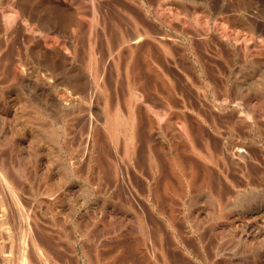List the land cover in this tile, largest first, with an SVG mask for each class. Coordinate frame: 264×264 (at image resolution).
Listing matches in <instances>:
<instances>
[{
    "label": "bare ground",
    "instance_id": "1",
    "mask_svg": "<svg viewBox=\"0 0 264 264\" xmlns=\"http://www.w3.org/2000/svg\"><path fill=\"white\" fill-rule=\"evenodd\" d=\"M111 76H115L113 91L119 88L126 91L123 100L117 97L119 93L113 92L117 96L111 97ZM64 82L70 83L72 93L67 92L66 86L58 92L54 90L55 84ZM19 86L29 93L28 102L41 108L26 113L27 107H23L26 105H21L22 109L14 108L11 103L8 106L5 103L8 98L11 100L13 95L20 94L17 93ZM166 93L174 94L175 98L169 100ZM0 101H3V108L2 102L0 105V145L9 142L15 146L21 160L27 159L24 165L30 164L35 170L43 171L56 181L57 187L63 185L56 187L63 194L68 190L70 193V189L74 191L79 185L75 180L83 175L87 179L92 177L89 173L91 166L95 170L98 149L108 143L119 161L109 149L107 153L102 152L108 162L100 165L117 174L123 168L125 172L124 175L121 172V176L130 182V166L134 173L144 170L137 166L143 160L141 151L152 172L147 181L151 187L150 182H156L155 175L161 171L157 159L162 153L161 158L165 157L178 185H230L237 190L230 191L235 198L248 196L243 198L249 201L241 205L235 201V204H226L228 215L234 221L248 219L256 225L258 219L264 220V200L260 199L264 190L255 189L264 185V0H0ZM83 102L85 107H82ZM82 111L87 123L75 147L71 124ZM54 119L60 126H54ZM46 120L45 125L39 124ZM137 128L143 136H136ZM4 136L9 138L5 143L1 142L6 140ZM54 141L58 151H66L73 157L72 163L49 157L48 145ZM4 161L0 158V231L4 232V241L14 252V264H53L55 254L39 232L36 211L40 203L26 200V197L22 200V191L26 190L22 185L27 180L20 184L18 177L24 172L19 169L22 172L19 176L9 159L10 165ZM118 162L125 163L124 167H119ZM21 164L17 167L22 168ZM81 167L85 168L84 174ZM93 171L92 174L96 172ZM98 178L93 174L94 182ZM168 179L165 185H176L170 179L167 182ZM97 183H101V177ZM249 185L255 188L251 186L249 190ZM236 186L246 189L238 191ZM210 190L205 189L206 194L200 192L197 200L203 199L204 203L208 200L210 204ZM49 191L46 195L43 193L46 199H56L58 194ZM26 194L28 197V192ZM213 198L217 200L218 197ZM202 206L195 208L199 214L209 212L205 205ZM168 209L166 207V212ZM138 214L132 215L138 217ZM172 218H168L169 222ZM251 231L249 235L242 233L244 238L251 235L257 239L264 235L260 228L253 234ZM169 232L168 236L173 235ZM156 234L159 238L163 236ZM47 236L49 233L44 237ZM152 236L156 254H165L162 239H156L155 234ZM258 249L264 252V243ZM99 259L89 255L87 261L88 264H101ZM3 264L7 263L3 261Z\"/></svg>",
    "mask_w": 264,
    "mask_h": 264
},
{
    "label": "rangeland",
    "instance_id": "2",
    "mask_svg": "<svg viewBox=\"0 0 264 264\" xmlns=\"http://www.w3.org/2000/svg\"><path fill=\"white\" fill-rule=\"evenodd\" d=\"M187 2L190 3L189 1H187ZM114 77L115 76H113V77L111 76L110 77L111 79L109 80V83L111 84V87L109 89V91L111 92V97L113 96L114 98H116L117 94L119 93V95L117 97L119 99L123 100V98L125 96L124 92H126V91L122 90L121 88L117 89V91L115 89V92L113 91L114 81L112 82V79ZM113 80H115V78ZM64 83L62 85L57 83L59 86L57 84H55L54 90H56L58 92V91L62 90L61 87L66 86L65 88H67V92L72 93L71 92L72 86L70 85V83H65V84ZM120 83H121V81H118V84H120ZM111 88H112V90H111ZM17 89H18L17 93L18 94L20 93V94L19 95H17V94L13 95V98L11 100L9 99L10 98L9 97L8 101L5 102L6 104H8V106H9V103H11L10 105H13L14 108L20 109L21 105L22 106L26 105V106H23L24 108L27 107V108H25L26 113H30V112L32 113L33 110L38 109L37 107L41 108V106L36 105L34 102H33L34 104H31L28 102L29 93L27 92V90L23 86L22 87L19 86V88H17ZM113 92L117 93V94L115 95ZM123 93H124V95H123ZM16 95H17V97H16ZM20 95H22L23 98H21ZM172 95L167 94L169 100L171 98H175V95L174 94H172ZM27 96H28V98H27ZM25 98H26V100H25ZM17 99H19V100H17ZM20 99H23V101ZM85 99H86V101H85ZM85 99H84V101L87 102L88 97H86ZM95 101L97 103L99 102V100L97 101V99ZM95 101H94V105L96 103ZM1 102H2V108H3V101H0V105H1ZM85 102L82 103V105H84L82 107H85ZM97 103H96V105H97ZM98 104H100V103H98ZM34 107H36V108H34ZM95 109H97L96 106H95ZM83 111L86 112L85 110H83ZM83 111L80 112V115L83 114L84 117L81 116L82 117L81 118L80 115H78L79 118L76 117V121H75V119L71 118L72 120H74V122L72 121L74 123V126H73V123L71 124V130H72L73 136H74V137L72 136L74 138V140H72V144H74V146L76 143H78V138L81 136V133H82V135L84 134L85 124L87 123L86 120L84 121L86 114ZM53 113H55V111H53ZM93 115H97V114L93 113ZM79 120L81 121L82 124L80 123ZM46 123H48L47 120L46 121H39L40 125H45ZM53 124L55 127L60 126V122H56L55 119L53 120ZM167 126L169 127L170 125L167 124ZM74 127H76L77 129ZM36 128L38 130H40V128L38 126ZM80 128H82L81 132H78L80 130ZM138 131H139V134H137ZM137 132H135L136 136L138 135L137 137H139L140 134L141 135L143 134L140 128L139 129L137 128ZM144 133H145V131H144ZM7 134H9V133H7ZM79 134H80V136H78ZM4 137H6L5 138L6 140H4L2 138L3 140L1 142L4 141V143H5V141H7L9 138H7L8 136H4ZM75 139L77 140V142ZM99 139H100V137H99ZM137 140H138V138H137ZM44 141H45V139L42 140V142H44ZM73 141H75V143ZM45 143H46V141H45ZM98 143H99V140H98ZM101 143H99V144L101 145ZM103 144L98 149L97 153H100V154H97V156H96L97 158H95V159H97L94 161L96 163V165H94L95 163L93 164L94 165L93 167H95V170L91 166V169H90L91 171L89 173V174H91L92 177L94 174V177L96 176L97 178L102 174L100 176L101 177V183H97V182H100V177L98 178V180H96V182L93 181L92 177H90V179H92L91 181L89 178H88L89 180L87 178H83L85 168L83 169V167H81L83 170L82 171L83 177H80L79 180H75L77 183H79V185H77L78 189H77V187H75L74 191H73V189H70V193L68 190L67 191L68 193L67 192L64 193L65 195L63 193H61L59 191V189H57L59 187H62L63 185H58V187H57V185L55 184L56 178L54 180L55 182H53V179L52 178L49 179L45 173V175L47 177V179H46L43 171L39 172V171L35 170L32 167V165H31V167H32L31 168L29 166L30 164H28L26 167V165H24V164H26L25 162L27 159L26 160L24 159L25 160L24 162L21 160L22 157L17 153L15 146H12L9 142L6 143L5 145H2V146L0 145V158L1 159L3 158V160H5L4 162L5 163L7 162V165L12 164L17 169V173L19 176H20V172H21V170H19V169H22L23 172L26 174V175H24V173L21 172L22 174H21L20 178L18 177V182L20 184L21 183L24 184L25 181L27 180L26 183L24 184V186L22 185V187L26 188V190L23 189V191L25 193L22 191V194H21V196L23 195L22 200H24V198L26 197L27 198V199L25 198L26 200H29V199H30L29 201L33 200L35 203H40V206H43V207L39 206L37 208L38 211H36L37 212L36 214L38 215V219L40 222L39 232H40V235H44V236H45V234L47 235L49 233V236H47L48 238L44 237V236H41V237H43L45 241L47 240L49 242V244L51 245L50 247L55 254L56 259L53 262V264H83V263L88 264L87 260L89 259V255L91 258H95V259H96V257L97 258L100 257L101 260L100 259L99 260H100L101 264H103V263L104 264H264V252H262L260 249H258V246H260V244L262 246V243H264V237H263L264 235L257 237V239H260V240H257L256 236H255V239H253L252 238L253 236L250 237L251 236L250 235L246 239V237L244 238V236H243L244 234L242 235V233H245V234L248 233V235H249L251 229H253V231H251V234H253L254 231L258 228L263 230V234H264V222H263L264 220L258 219L262 222L257 220V225H256L254 222L252 223V221H250L251 222L250 223V222H248L249 221L248 219H245L243 221H240L241 223H243V224H241L238 221H234L231 218V216L228 215L229 212L227 213V211H229V210L226 208L227 207L226 204L233 203L235 201L236 204L241 205L242 203H246L247 201H249L248 200L249 198L245 199L248 196L245 197V196L241 195L242 197L238 196L239 199H238V197L235 198V196H233L231 194L233 192V190H235V189L231 188L230 185H223V187H222V185H214V187H213V185H211V186L209 185V187L207 185H201V186L198 185L200 187H198L197 185H192V186L190 185V187H189V185H187L188 188H186L187 186L185 187V185L180 186V185H178V183H176V180L172 176V173L170 172V168L168 166L169 164L166 165L168 162L166 161L165 157L161 158L162 156H164L162 153L158 155L159 157L155 153L156 154L155 157L156 156L158 157L157 160L163 164L160 165V163H158L159 169H161V171L159 170L160 173H157V175H155V177L158 179V181H157V179H154L156 182H153V183L150 182L152 184L151 187H153V188H151L150 185L149 186L147 185V181L150 180V178L148 176H151L152 172L151 173L149 172L150 169L148 168L149 167L148 161H147L148 159L141 154V151L139 152L140 156H141L140 158L143 157V160L141 159V161L138 162L137 166L139 167V170H141V167L144 170H142V172L139 171L138 173H134L133 169L130 166L129 172L131 174V182H132L131 183L130 181L127 180V178L121 176L122 174L124 175V172H125V171L122 172L123 168H121V171L118 172V174H117L116 172L114 173V170L111 171V169H108L107 167L100 165L101 162H102L101 164H103V162H104V165L108 162V159L104 154L107 153L109 149H110L109 150L110 154L112 153L113 156H115L111 147L108 146V143L106 145H104V147L106 146V148L103 147ZM76 145H78V144H76ZM48 146L50 147L49 149L51 150L50 155L52 157L49 155L50 158L57 157L56 159L62 160L64 163H67V164L73 162L72 161L73 157L71 158L69 155H67L66 151L61 152V151L57 150V142H55V141L51 142V144ZM58 152H59L60 156H58ZM102 152H105V153H102ZM68 156H69V158H68ZM100 157L102 158V160H98V159H101ZM117 158L118 157H116L115 160ZM8 159L10 161V164H8L9 163ZM116 161H119V159ZM145 161H147V162H145ZM162 161H164V162H162ZM143 162H145V163H143ZM20 163H22L24 165L23 166L21 164L22 168H19L20 165H18V164H20ZM146 164H147V166H146ZM17 165L19 167H17ZM124 165H125V163H123V164L119 163V167L120 166L124 167ZM142 165H145V166H142ZM165 165L168 167H166ZM97 166H98V168H97ZM99 169H101V170L103 169L104 171H101ZM107 169L109 172L107 171ZM131 170H132V172H131ZM167 170L169 173L166 172ZM92 171L93 172L96 171V172L92 174ZM100 171H101V173H100ZM143 171L146 173L144 174ZM162 171L164 172V174ZM104 172H106L108 175H105ZM110 172H112L113 176L111 175ZM121 172H122V174H121ZM42 174L44 175L45 180H44V177H42L43 176ZM95 174H97V175H95ZM114 174H116L115 175L116 177L114 176ZM133 175H135V177ZM142 175H144V176H142ZM163 175H165L167 179L169 176V179L171 180L170 182H172L173 184H176V185L175 186L174 185H165L166 184L165 183L166 178ZM102 178H104V179H102ZM114 178H115V180H114ZM135 178L139 179V180H135ZM146 178H149V179H146ZM161 178H162V181H161ZM48 179L51 180V182L54 185L52 183H51L52 185L48 184L50 182ZM111 179H112V181H111ZM123 179L125 181H123ZM169 179L167 180V182H169ZM47 180L49 182H47ZM132 180H134V181H132ZM114 181H115V183L116 182H118V183L113 184ZM45 182H47V183H45ZM120 182H122L123 184H121ZM90 183H91V185H89ZM93 183H96V185H93ZM156 183L159 185H157ZM162 183H163V185H161ZM107 184H110V185H107ZM25 185H27V186H25ZM216 186L217 187L219 186V187L217 188ZM251 186L253 188H255L254 185H249L247 187V189L251 190L252 189ZM262 186H264V185H259L258 188L256 187L255 189L262 191V190H264L261 188ZM147 187L151 188L152 190H150ZM167 187H169V188H167ZM170 187H171V191H170ZM173 187L174 188L176 187V188L174 189ZM177 187L179 189L178 194H177V190H178ZM224 187H225V189H224ZM55 188L58 190V192ZM172 188H173V190H172ZM199 188L201 189V191ZM202 188H203V190H202ZM204 188L206 190L211 188V190H210L211 193L212 194L214 193V195H212V194H210V191H209V194L211 196L210 201H209L210 204L208 203V200H205V203L207 201L206 204L203 202L204 201L203 199L198 198L200 201L197 200V196L200 192L205 193V194L208 193L205 191ZM244 188L245 187H243V186H241V188H239V186H238L236 189H238V191H239V189L241 191H243ZM52 189H53V191H52ZM167 189H169V190H167ZM221 189H222V191H221ZM29 190H30V192H29ZM48 190H50L49 191L50 193L54 192L55 194H58L57 198L50 200V201L48 199H46V197L44 195H46ZM216 190L218 192H220V194ZM227 190H229V191L227 192ZM38 191H40V192H38ZM151 191H153V192L151 193ZM172 191H173V194L171 193ZM230 191H232V192L230 193ZM235 191L237 192V190H235ZM27 192L29 194L28 197L30 196L29 198L27 197V194H26ZM31 192H32V194H30ZM71 192H73V193H71ZM146 192L148 194L145 196ZM174 192H176V193H174ZM43 193H44V195H43ZM215 193H217V194H215ZM150 194H152V195H150ZM156 194L157 195L159 194V195L156 197ZM263 194H261L262 195L260 197L261 200L262 199L264 200ZM68 195H70V196H68ZM62 196H65V197H62ZM127 196H128V198H127ZM212 196L213 197L215 196L218 198L221 197V198L219 200L217 198V200H218V203H217L216 202L217 200L215 198H213ZM40 197H42V198L38 202ZM153 197H156L159 199L155 200L156 198H153ZM243 197H245V198H243ZM43 198H44V200H43ZM125 199H128V200H125ZM129 199L130 200L132 199V200L130 201ZM145 199H146V201H145ZM212 199H215L216 201L212 200ZM134 200H135V202H134ZM44 201H46V203H44ZM197 201L199 203L200 202L201 203L198 204ZM42 202H43V204H41ZM126 202H129V204L127 205ZM147 202L149 205L147 204ZM235 203H233V204H235ZM196 204L198 205V207H200V206L203 207L202 205H205L204 207L205 208L207 207L206 210H209L210 214L212 213V215L208 216V215H210V214H206V213H209L208 211H205L204 213L199 214L196 211V209H197ZM207 204H209L210 207L207 206ZM157 205H160L161 207H159ZM128 206H129V208H128ZM149 206H151V207H149ZM131 207H134V209H131ZM166 207H167V209L170 207L167 210L168 214L166 212ZM159 208H161V209H159ZM133 210L135 211L134 212L135 214L139 213L138 217H140V218L142 217L143 219H145V221L143 220V222H142V219L140 221L139 220L140 218H138L135 215H132V214H134ZM169 210H170V212H169ZM122 211L126 212V213L124 212L126 214V217ZM158 211H159V213H158ZM169 213H170V215H169ZM122 214L124 215L125 218L122 216ZM157 214L161 215V217L158 216ZM213 214H215V215H213ZM127 216H128V218H127ZM197 217L198 218L202 217V218L198 219ZM206 217H207V220H206ZM160 218L163 221H161ZM168 218H172V220L174 219L172 222L174 224L173 225L174 228L171 225L172 220H170V222H169ZM166 219H168V220H166ZM200 219H202V220H200ZM231 219L233 220V222ZM165 220L167 223L165 222ZM236 222H237L238 226H240V225H242V226L238 227L236 225ZM246 222H248L247 223L248 227H246L247 226ZM258 222H260V224ZM149 224H150V226H149ZM166 224H168L167 225L168 227L166 226ZM214 224H216V225H214ZM254 224H255V226H254ZM234 226H235V228H234ZM251 226H253V228H250ZM151 227H153V228H151ZM155 228H156V230H154ZM42 229H45V231L46 232L48 231V232L45 233V231ZM161 229H162V231L165 232V235L163 234L164 232H162ZM173 229H174V231H173ZM41 231H43V232H41ZM151 231H152V233H151ZM156 231L163 235V236L161 235L162 238L160 237L163 241L159 238L158 234H156L157 233ZM247 231H249V232H247ZM168 232H169V235H171L173 232V235L168 236ZM180 232H181V234H180ZM154 234L156 235V239L158 238L159 240H161L162 245L165 246V248H164L165 249L164 252H166L165 254H169V255H165V254L162 255V254H159L160 252H158L159 255H162V257H161L158 254H156L157 252H155V250L153 249V248H155V244L153 243L154 241L151 239V237H153L152 235H154ZM149 235H150V237H149ZM239 236H240V238H239ZM182 237H185V238L183 239ZM249 238H250V240L254 241L253 244H250V243H252V241H250V240L248 241ZM4 239H6L4 232L0 231V264H3V261H5L7 264H14V262H15L14 252L11 251L9 244H7V242H5ZM172 239H174V240H172ZM256 240L259 242V244H257L258 242ZM150 241L152 244H150ZM173 241H175V242H173ZM181 241H184V242H181ZM171 242L173 243L172 245H171ZM180 242L182 245L180 244ZM174 243H176V244H174ZM175 245H176V248L174 247ZM253 245L256 247L253 248L254 247ZM119 246L121 247V248H119L120 250H118V248H117ZM150 246L151 247L153 246V247L150 248ZM148 247H149V249H148ZM95 252L96 253L98 252V254H96ZM151 252L152 253L154 252V253L152 254ZM149 254L151 256L155 255L156 257L155 256L151 257ZM86 255L88 256V258ZM111 256H112V258H111ZM157 256L159 259H157ZM164 256L165 257L168 256V258H165ZM149 257H151L152 260ZM113 258H114V260H113Z\"/></svg>",
    "mask_w": 264,
    "mask_h": 264
}]
</instances>
